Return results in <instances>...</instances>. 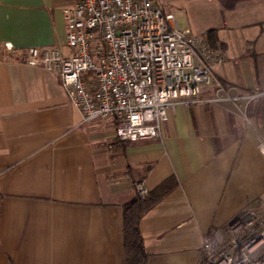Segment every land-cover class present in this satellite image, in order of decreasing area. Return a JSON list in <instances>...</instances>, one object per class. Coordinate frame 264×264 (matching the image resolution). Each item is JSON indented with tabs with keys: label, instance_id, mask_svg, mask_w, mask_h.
<instances>
[{
	"label": "crops",
	"instance_id": "0c3cea01",
	"mask_svg": "<svg viewBox=\"0 0 264 264\" xmlns=\"http://www.w3.org/2000/svg\"><path fill=\"white\" fill-rule=\"evenodd\" d=\"M77 1L0 0V264H127L124 206L169 178L141 221L148 264H198L204 236L264 201V3L209 0L213 21L190 28L217 30L214 73L251 100L179 105L160 138L120 143L113 119L83 122L61 79L24 62L31 48L70 54L63 11Z\"/></svg>",
	"mask_w": 264,
	"mask_h": 264
},
{
	"label": "built area",
	"instance_id": "2783aa9c",
	"mask_svg": "<svg viewBox=\"0 0 264 264\" xmlns=\"http://www.w3.org/2000/svg\"><path fill=\"white\" fill-rule=\"evenodd\" d=\"M66 54L61 47L31 48L25 63L61 79L83 122L115 121L122 142L160 138L177 106L237 105L215 75L225 52L208 33L182 29L154 0H78L63 11ZM205 89L212 97H203ZM259 150L264 156V136ZM141 197L148 191L136 185ZM198 264H264V201L251 205L204 236Z\"/></svg>",
	"mask_w": 264,
	"mask_h": 264
},
{
	"label": "trees",
	"instance_id": "16d2710c",
	"mask_svg": "<svg viewBox=\"0 0 264 264\" xmlns=\"http://www.w3.org/2000/svg\"><path fill=\"white\" fill-rule=\"evenodd\" d=\"M257 2L264 3V0H218L220 8L224 12L233 11ZM208 35L213 47L220 46L223 48V45L219 44L217 30L208 31ZM120 143L122 142L120 141ZM175 187L176 181L173 178H169L149 195L138 196L135 201L124 206V238L127 264H148L149 254L141 231V221Z\"/></svg>",
	"mask_w": 264,
	"mask_h": 264
},
{
	"label": "rangeland",
	"instance_id": "374dc122",
	"mask_svg": "<svg viewBox=\"0 0 264 264\" xmlns=\"http://www.w3.org/2000/svg\"><path fill=\"white\" fill-rule=\"evenodd\" d=\"M160 6H164L167 11L173 12L182 29L204 27L213 21V10L209 0H154ZM245 33V32H244ZM249 35V30L246 32ZM261 100L254 102L257 105ZM254 125L256 122L252 119Z\"/></svg>",
	"mask_w": 264,
	"mask_h": 264
}]
</instances>
